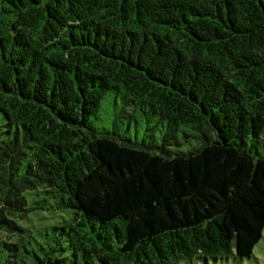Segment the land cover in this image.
Wrapping results in <instances>:
<instances>
[{
  "label": "trees",
  "instance_id": "trees-1",
  "mask_svg": "<svg viewBox=\"0 0 264 264\" xmlns=\"http://www.w3.org/2000/svg\"><path fill=\"white\" fill-rule=\"evenodd\" d=\"M263 231L264 0H0L5 264L245 259Z\"/></svg>",
  "mask_w": 264,
  "mask_h": 264
},
{
  "label": "rangeland",
  "instance_id": "rangeland-1",
  "mask_svg": "<svg viewBox=\"0 0 264 264\" xmlns=\"http://www.w3.org/2000/svg\"><path fill=\"white\" fill-rule=\"evenodd\" d=\"M138 121L139 125L136 126V123H132L131 131H125V136L131 138L135 144H142L148 140V133L146 132L148 124L142 117H138ZM155 136L159 139L158 131L155 132ZM194 145L195 143L193 142L178 149L188 151ZM26 196L30 209L29 218L20 220L19 223L36 240L45 241L46 235L52 231V227L60 225L62 221V217H60L62 213L56 210L58 199L47 194L44 190L28 193ZM7 256V250L0 239V264H5ZM181 264L188 263L183 261ZM193 264H264V231L262 239L255 246L253 255L250 258L240 259L233 255L217 261L210 260L208 263L201 260L195 261Z\"/></svg>",
  "mask_w": 264,
  "mask_h": 264
}]
</instances>
